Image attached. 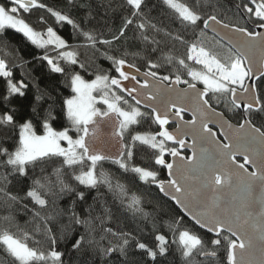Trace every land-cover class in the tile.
<instances>
[{
  "label": "snow or ice",
  "instance_id": "1",
  "mask_svg": "<svg viewBox=\"0 0 264 264\" xmlns=\"http://www.w3.org/2000/svg\"><path fill=\"white\" fill-rule=\"evenodd\" d=\"M0 81V264H264V0H0Z\"/></svg>",
  "mask_w": 264,
  "mask_h": 264
},
{
  "label": "trees",
  "instance_id": "2",
  "mask_svg": "<svg viewBox=\"0 0 264 264\" xmlns=\"http://www.w3.org/2000/svg\"><path fill=\"white\" fill-rule=\"evenodd\" d=\"M42 2L49 4L50 6H56L57 5V0H42ZM80 2V0H78V3ZM91 2L95 5L97 3L100 2V0H91ZM65 11H69V9L65 8ZM86 8H74L71 9V15L73 16L74 19H76L78 22H82L84 20V13L86 12ZM37 15H41L43 14L42 11H37L36 13ZM154 15H160L163 16V11L162 9H157L154 12ZM108 23L110 25V29L111 31H116L120 25V20L118 18V15H111V18L108 20ZM70 31L69 27H65L62 30V35L67 36L68 33ZM128 35V40L125 42L124 47L128 49V51L130 53H136L139 51V48L137 47V42L134 41L133 39V35L131 32L127 33ZM83 51V50H81ZM180 51H182V49H180ZM128 59L130 61L136 62L138 64V66L143 65V60L142 58L139 57H135L133 55H129ZM96 65H100L102 67L107 68L108 67V63L106 61H104L103 59L97 60L95 64H93V67H96ZM28 67H31L30 65ZM44 71L46 72L47 70L44 69ZM32 77H35V81H33L34 83H39V86L41 89H44L46 86L51 88L54 85L59 84V87L61 90L67 92L68 90L64 89V86L62 83H59V74H51L50 76L45 77L42 74V71L39 67L34 68L32 70L31 73ZM86 79L89 78L88 76L85 77ZM5 92V84L3 83V81H0V95H3ZM55 126V125H54ZM11 142H8L7 146H10ZM166 176V172L164 170H161V178H164ZM91 196V194H90ZM71 200L70 196H66L64 199L59 201V206L61 208L66 207L68 201ZM166 199H160L157 197V194L155 191L151 192L150 194L145 196V209L149 212H152V210L155 208L156 211L155 213H153L156 217V226L157 229L160 233H167L169 240L172 239L171 233L168 232V229L165 227V222L169 221L174 213L172 212L170 205L168 203H166ZM88 202L91 203V198L89 197ZM109 204L111 205V199H109ZM78 212L81 211V206L78 204L77 205V209ZM115 210V208H114ZM13 211L15 212L16 210L13 209ZM17 218L19 219L20 223L23 225L24 221L27 219V217L20 212L16 213ZM118 215H120L121 220L123 221L122 227H124L127 230H133L136 231L137 229V225L139 226V228L143 229V234L140 236V238L144 241L149 243L150 245L153 242V237L151 235V229H152V225L151 223H148L147 225H145L143 222H133L130 218H127L124 214L122 213H118ZM68 224V218L67 216L62 217L58 222H57V227L61 226V225H67ZM30 227V226H29ZM82 231V230H81ZM175 247V245H173V248ZM176 261L177 264L179 262V253H176ZM214 264H225V258H223V254H221V257H218L215 261Z\"/></svg>",
  "mask_w": 264,
  "mask_h": 264
},
{
  "label": "water",
  "instance_id": "3",
  "mask_svg": "<svg viewBox=\"0 0 264 264\" xmlns=\"http://www.w3.org/2000/svg\"><path fill=\"white\" fill-rule=\"evenodd\" d=\"M162 196V194H160ZM167 200V198H165Z\"/></svg>",
  "mask_w": 264,
  "mask_h": 264
},
{
  "label": "flooded vegetation",
  "instance_id": "4",
  "mask_svg": "<svg viewBox=\"0 0 264 264\" xmlns=\"http://www.w3.org/2000/svg\"><path fill=\"white\" fill-rule=\"evenodd\" d=\"M187 118V117H186ZM190 154V153H189Z\"/></svg>",
  "mask_w": 264,
  "mask_h": 264
}]
</instances>
